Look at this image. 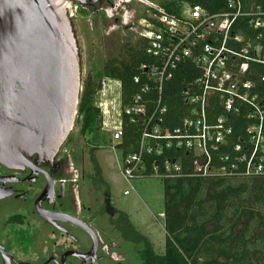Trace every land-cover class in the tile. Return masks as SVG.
<instances>
[{"label": "built area", "instance_id": "obj_1", "mask_svg": "<svg viewBox=\"0 0 264 264\" xmlns=\"http://www.w3.org/2000/svg\"><path fill=\"white\" fill-rule=\"evenodd\" d=\"M150 7L135 29L133 45L143 42L152 62L140 65L132 77L137 91L129 104H122L118 81L120 123L103 124L113 148L123 144L124 118L140 126L136 145L123 155L125 180L264 176V98L259 94L264 86V0L248 7L242 0H226V10L218 13L188 5L180 16L161 5ZM241 18L245 28L238 26ZM189 61L197 74L181 92L184 117L177 127L165 126L166 87ZM236 119L248 124L241 126V143L233 144L241 125ZM220 147L227 151L219 153ZM183 153L190 161L188 173L177 156ZM150 156L158 160L151 168Z\"/></svg>", "mask_w": 264, "mask_h": 264}, {"label": "flooded vegetation", "instance_id": "obj_2", "mask_svg": "<svg viewBox=\"0 0 264 264\" xmlns=\"http://www.w3.org/2000/svg\"><path fill=\"white\" fill-rule=\"evenodd\" d=\"M89 2L75 4L78 22L88 15L100 34L129 32L131 43L150 5H158ZM77 127L56 158L32 154L9 166L0 162V264H148L152 252L161 255L147 236L133 241L120 232L119 226L128 228L110 213V185L92 162L98 149L82 132L79 118Z\"/></svg>", "mask_w": 264, "mask_h": 264}, {"label": "trees", "instance_id": "obj_3", "mask_svg": "<svg viewBox=\"0 0 264 264\" xmlns=\"http://www.w3.org/2000/svg\"><path fill=\"white\" fill-rule=\"evenodd\" d=\"M247 7L255 0H242ZM184 5H200L210 13L226 10V0H163L161 6L167 12L180 16ZM244 25V26H242ZM239 27H246L244 19L238 21ZM250 32L243 33L248 35ZM145 44L126 45L121 53L104 63L103 70L97 75H88L83 83L79 105L81 130L90 137L91 143L99 149L100 134L103 133L101 110L94 105L100 79L117 80L121 84L122 104H129L137 88L132 77L138 73V67L152 62L145 54ZM193 74H197L191 61L181 67L166 87L165 105L168 108L166 125L177 127L184 117L186 107L181 92ZM264 98V86L259 88ZM241 124L236 127L233 144L241 143L238 138L241 126L247 121L236 119ZM125 132L123 155L138 140L140 126L129 124L124 118ZM104 134V133H103ZM110 142V140H109ZM111 143V142H110ZM227 149L220 147L219 153ZM169 155L174 158L175 152ZM182 158V169L188 173L189 159L186 154H177ZM155 160L146 159L148 166ZM98 175L104 178L98 159L93 157ZM151 169L148 174H150ZM183 173V174H184ZM164 186V230L166 242L163 254L152 256L148 264H264V176L233 178H196L183 175L177 178L162 179ZM110 193V189L108 190ZM111 214H117L119 222H124L128 231L119 226L120 232L133 241L147 240L131 222L130 216L117 210L112 201L108 203Z\"/></svg>", "mask_w": 264, "mask_h": 264}, {"label": "water", "instance_id": "obj_4", "mask_svg": "<svg viewBox=\"0 0 264 264\" xmlns=\"http://www.w3.org/2000/svg\"><path fill=\"white\" fill-rule=\"evenodd\" d=\"M87 1L0 0L1 163L56 158L76 132L84 71L74 6Z\"/></svg>", "mask_w": 264, "mask_h": 264}, {"label": "rangeland", "instance_id": "obj_5", "mask_svg": "<svg viewBox=\"0 0 264 264\" xmlns=\"http://www.w3.org/2000/svg\"><path fill=\"white\" fill-rule=\"evenodd\" d=\"M161 5L163 0H150ZM188 5H184L187 10ZM75 20L76 32L81 46L83 58V83L90 71L94 75L102 72L104 63L117 57L123 48L130 42L131 35L127 34H100L97 21L88 15L82 20ZM105 88L97 91L94 105L104 112V126H118L120 123L121 108L119 104L120 86L117 80L104 79ZM78 129V127L76 128ZM99 149L97 159L102 168L103 178L109 183L111 200L114 207L130 216L136 229L147 236L155 245L158 252L163 254L166 233L164 230V186L159 177L134 179L129 184L123 174V153L121 147L113 148L108 136L99 135ZM108 139V140H107Z\"/></svg>", "mask_w": 264, "mask_h": 264}]
</instances>
